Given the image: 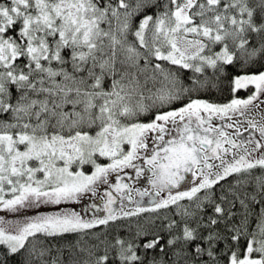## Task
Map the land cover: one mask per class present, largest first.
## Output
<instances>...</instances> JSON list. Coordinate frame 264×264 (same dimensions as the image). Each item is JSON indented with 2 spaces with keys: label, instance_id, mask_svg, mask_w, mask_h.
<instances>
[{
  "label": "snow or ice",
  "instance_id": "obj_1",
  "mask_svg": "<svg viewBox=\"0 0 264 264\" xmlns=\"http://www.w3.org/2000/svg\"><path fill=\"white\" fill-rule=\"evenodd\" d=\"M0 213V264H264V0H0Z\"/></svg>",
  "mask_w": 264,
  "mask_h": 264
},
{
  "label": "trees",
  "instance_id": "obj_2",
  "mask_svg": "<svg viewBox=\"0 0 264 264\" xmlns=\"http://www.w3.org/2000/svg\"><path fill=\"white\" fill-rule=\"evenodd\" d=\"M210 95H212L215 99H217V100H220V99H222V97L219 95V94H217V93H211ZM103 159V158H102ZM104 160V159H103Z\"/></svg>",
  "mask_w": 264,
  "mask_h": 264
},
{
  "label": "rangeland",
  "instance_id": "obj_3",
  "mask_svg": "<svg viewBox=\"0 0 264 264\" xmlns=\"http://www.w3.org/2000/svg\"><path fill=\"white\" fill-rule=\"evenodd\" d=\"M102 162H106V160H103V159H102ZM78 210H79V208H78ZM0 214H3V213H0Z\"/></svg>",
  "mask_w": 264,
  "mask_h": 264
}]
</instances>
